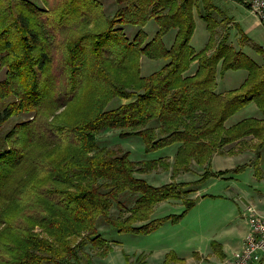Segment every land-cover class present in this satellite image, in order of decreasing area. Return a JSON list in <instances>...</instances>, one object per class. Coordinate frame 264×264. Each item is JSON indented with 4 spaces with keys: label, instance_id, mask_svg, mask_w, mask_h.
<instances>
[{
    "label": "trees",
    "instance_id": "trees-1",
    "mask_svg": "<svg viewBox=\"0 0 264 264\" xmlns=\"http://www.w3.org/2000/svg\"><path fill=\"white\" fill-rule=\"evenodd\" d=\"M114 1L107 13L101 0H0V101H6L0 127L22 116L0 130V264H83L82 256L90 263L88 242L103 258L112 249L100 220L119 232L148 234L178 222L199 198L184 196L206 179L250 164L262 175L264 62L218 33L214 14L221 10L212 0ZM195 10L209 33L200 50L191 44ZM150 20L157 25L151 38ZM130 26L137 28L133 38ZM143 55L165 63L142 75ZM241 69L247 75L239 87L217 90L219 75ZM115 99L129 101L109 107ZM250 102L261 117L226 123ZM107 129L140 137L146 151L177 150L172 161H136L128 151L99 145ZM235 148L250 150L254 160L210 169L214 155ZM193 166L204 168L198 179H175ZM158 168H171L169 182L153 185L138 176ZM126 193L135 195L130 207L120 199ZM168 200H181L185 209L153 217ZM172 260L175 253H167L165 262Z\"/></svg>",
    "mask_w": 264,
    "mask_h": 264
},
{
    "label": "rangeland",
    "instance_id": "rangeland-1",
    "mask_svg": "<svg viewBox=\"0 0 264 264\" xmlns=\"http://www.w3.org/2000/svg\"><path fill=\"white\" fill-rule=\"evenodd\" d=\"M39 4H43L42 0H33ZM106 8L107 13H113L115 10L114 0H101ZM213 3L221 10V13H215L214 17L220 22L218 33H228V42L236 49H242L249 54L257 62H264V51L259 52L256 48L264 45V25L260 18L250 9L246 0H212ZM194 17L196 21L195 29L191 37V44L196 50L202 49L207 43L209 33L206 23L200 18L195 10ZM225 18L224 22L223 19ZM229 22V23H227ZM157 29L154 20H150L145 30L151 38ZM137 31L136 27L126 29L128 36L133 38ZM172 32L164 36L168 41ZM245 35L246 38H242ZM172 39V38H171ZM169 43V42H167ZM263 50V49H262ZM165 63L163 59H149L146 56L141 57V74L148 75L155 70L161 68ZM234 71L227 74L219 75L227 86H235L236 79L246 73V70H238V74ZM223 76V78H221ZM4 77V71L0 70V79ZM125 99H115L109 107L117 106L120 103L128 102ZM251 103V102H250ZM254 103V102H252ZM6 101H0V116L4 115V107ZM22 116H14L8 119L0 127L4 134L16 121ZM98 143L100 146H108L111 148H121L128 151L130 158L136 161L166 158L172 161L177 150V145H170L164 148L146 151L145 144L138 136L131 135L121 137L119 130L107 129L98 135ZM228 155V154H223ZM243 161H242V160ZM241 159L238 157L236 161L227 160L228 165L223 169H231L244 163H251L254 160V153L244 155ZM220 162L211 161V170H219ZM262 175L260 178L256 175L254 167L250 164L237 172H226L224 175L214 176L206 179L203 184L197 186L193 192L184 197L198 198L194 206L178 221L163 222L156 230L148 234H134L119 232L114 227L106 224L103 220L98 223V230L103 237L114 242V246L109 253L103 258L98 255V249L94 248L91 242L83 248V252L90 255L89 263L86 256L83 257V264H143L144 257H150L149 248L155 249L153 255H156L157 248L165 243L178 244L184 251L188 243L198 244L202 239H206L213 233L218 231H233L240 223L238 204L241 203L243 197L257 199L264 196V163L260 164ZM204 168L193 166L189 172L181 173L176 176L177 181H194L203 173ZM144 177L153 185H161L171 180V168L153 169L144 174H138ZM193 187V186H192ZM121 201L126 207H130L135 195L126 193L121 195ZM185 209V205L181 200L177 202H165L163 206L157 208L153 217H162L168 214H179ZM122 210L115 204L111 213L117 216ZM124 212V211H123ZM242 222V221H241ZM190 241V242H188ZM145 248L147 252L142 253ZM147 253V255H146ZM149 254V255H148ZM207 264V261L203 262ZM216 263V262H215ZM264 264V261L261 263Z\"/></svg>",
    "mask_w": 264,
    "mask_h": 264
},
{
    "label": "crops",
    "instance_id": "crops-1",
    "mask_svg": "<svg viewBox=\"0 0 264 264\" xmlns=\"http://www.w3.org/2000/svg\"><path fill=\"white\" fill-rule=\"evenodd\" d=\"M174 33L170 36V39L165 42L168 45H170L173 41ZM172 38V39H171ZM260 63V62H259ZM196 68V63L194 62L191 65L190 72H193ZM234 71L235 73L232 74H238V70H229L225 74ZM247 75L246 73H243V75L239 76L236 79L235 86H227L222 79H219V76L217 78V90L219 91H226L230 89L237 88L241 85V83L244 81L245 77ZM223 78V76H221ZM248 116H255V117H261L262 113L259 110V108L256 106L255 103H249L242 109H240L236 114H234L232 117H230L227 120V124H233L245 117ZM236 152L232 155H214L212 159V164L214 161L220 162V166L218 167L219 170H224L225 167H232V165H228L226 162L227 160L236 161V158H243L244 155H251L250 150H238L236 149ZM242 160V159H241ZM243 161V160H242ZM227 169V168H226ZM166 201L161 202L158 204L155 208H160L165 204ZM167 202H174L171 200H168ZM253 204L255 205L258 210L262 213H264V196H261L257 199L250 198V197H243V200H241V203L238 204V210H239V217H240V223L237 225L236 229H231L233 231H218L213 233L211 236H209L206 239H202L198 244L188 243L186 249L188 251H184L178 244H169L165 243L163 245L158 246L156 255H153V252L155 249L149 248V254L150 257L145 256L144 260L142 261L143 264H204V261H207V264H221L222 260L230 255L232 252L239 250L242 248L245 240V236L249 230V224L248 221L244 215L245 208L247 205ZM242 221V222H241ZM159 229V228H158ZM157 229V230H158ZM190 242V241H188ZM212 242H215L217 245L214 249ZM112 247L114 246V242L112 240L111 243ZM147 252L145 248L142 250V253ZM173 252L177 256L178 260H172L165 262V257L167 253ZM148 254V255H149ZM147 255V253H146ZM216 262V263H215Z\"/></svg>",
    "mask_w": 264,
    "mask_h": 264
},
{
    "label": "built area",
    "instance_id": "built-area-1",
    "mask_svg": "<svg viewBox=\"0 0 264 264\" xmlns=\"http://www.w3.org/2000/svg\"><path fill=\"white\" fill-rule=\"evenodd\" d=\"M246 3L264 25V0H246ZM261 47L264 51V45ZM244 215L249 224L244 244L241 249L226 256L221 264H261L264 261V213L249 204Z\"/></svg>",
    "mask_w": 264,
    "mask_h": 264
}]
</instances>
